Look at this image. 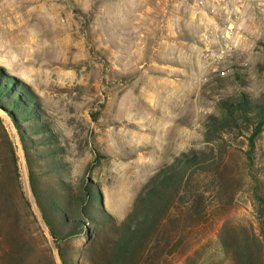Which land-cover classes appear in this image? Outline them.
Masks as SVG:
<instances>
[{"label": "rangeland", "instance_id": "rangeland-1", "mask_svg": "<svg viewBox=\"0 0 264 264\" xmlns=\"http://www.w3.org/2000/svg\"><path fill=\"white\" fill-rule=\"evenodd\" d=\"M6 3L1 22L9 27L0 33V68L37 95L64 148L67 179L78 182L90 166L103 207L117 222L153 173L182 152L206 150L203 123L210 115L220 116L221 100L241 92L264 95V52L257 47L264 37V0H250L248 7L243 0ZM227 28L234 34L231 57L221 54L219 37ZM235 72L239 81L231 76ZM5 135L18 154L20 191L9 169ZM248 136L244 129L233 130L213 142L226 150L228 167L239 171L244 164ZM17 144L2 119L0 178L12 210H0V264L30 259L47 264L48 257L55 264L27 199ZM94 154L99 155L96 161ZM252 158L251 175L263 195L264 134ZM26 171L28 176L27 164ZM245 173L237 192L223 204L206 194L212 219L190 234L192 252L168 256L165 264H232L217 237L226 222L237 234L247 227L259 235L252 177ZM156 253L138 264H153Z\"/></svg>", "mask_w": 264, "mask_h": 264}, {"label": "trees", "instance_id": "trees-1", "mask_svg": "<svg viewBox=\"0 0 264 264\" xmlns=\"http://www.w3.org/2000/svg\"><path fill=\"white\" fill-rule=\"evenodd\" d=\"M257 47L264 52V37ZM231 76L240 80L238 72ZM218 104L220 116L210 115L203 123L206 150L182 152L153 173L125 218L117 222L103 207L98 185L89 175L90 166L78 182L67 179L64 148L45 118L37 95L0 68V109L16 128L34 204L62 264H138L153 251L157 252L153 264H165L168 256H186L194 248L189 239L192 231L213 217L205 204L206 194H213L223 204L237 192L244 169L249 172L245 175L252 177L259 235L247 227L241 228L243 235L237 234L226 222L217 233L218 243L232 264H264V194L251 175L252 155L264 134V95L253 98L241 92ZM240 129L248 131L249 136L245 162L238 171L225 164L226 150L216 149L213 142ZM4 137L9 169L20 191L18 154L8 136ZM94 155L96 161L99 155ZM8 194L0 178V210L4 206L12 210ZM36 261L30 259L27 264H39ZM47 264H54L50 257Z\"/></svg>", "mask_w": 264, "mask_h": 264}, {"label": "water", "instance_id": "water-1", "mask_svg": "<svg viewBox=\"0 0 264 264\" xmlns=\"http://www.w3.org/2000/svg\"><path fill=\"white\" fill-rule=\"evenodd\" d=\"M2 119H6L12 129V132L15 136V139H16V142L18 143V151L20 153V160H21V165H22V172H23V178H24V182H25V185H26V191H27V199H28V202L31 206V209L34 213V216L36 217L39 225L41 226L45 236H46V239L48 241V244L50 246V249L52 251V255H53V258H54V261H55V264H62L61 262V259L59 257V254L57 253V251L55 250V247H54V244L52 242V238H51V235L49 233V231L47 230L46 226L44 225V222L42 220V217L40 216L39 212L37 211L36 209V206L34 204V201H33V197H32V194H31V190H30V186H29V180H28V176H27V171H26V162H25V158H24V154H23V150L20 146V143H19V140H18V135H17V131H16V128L13 124V122L10 120V118L0 109V122L2 121Z\"/></svg>", "mask_w": 264, "mask_h": 264}, {"label": "built area", "instance_id": "built-area-1", "mask_svg": "<svg viewBox=\"0 0 264 264\" xmlns=\"http://www.w3.org/2000/svg\"><path fill=\"white\" fill-rule=\"evenodd\" d=\"M199 4L202 5L203 1L199 2ZM233 37L234 34L231 28H227V30L220 35L219 39L223 44L221 54H227L230 57L232 56L234 50Z\"/></svg>", "mask_w": 264, "mask_h": 264}, {"label": "crops", "instance_id": "crops-1", "mask_svg": "<svg viewBox=\"0 0 264 264\" xmlns=\"http://www.w3.org/2000/svg\"><path fill=\"white\" fill-rule=\"evenodd\" d=\"M249 2H250V0H243L244 7H248L249 6V4H248ZM8 7L9 6L6 3V0H0V29H1L0 33L1 34L7 32V28L9 27V26H7V27L2 26V22H1V20L5 16L6 8H8ZM184 44H186V43L184 42ZM180 48L182 49L181 46H180Z\"/></svg>", "mask_w": 264, "mask_h": 264}]
</instances>
